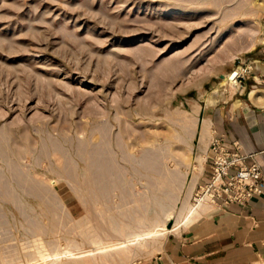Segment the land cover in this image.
<instances>
[{"label": "rangeland", "instance_id": "374dc122", "mask_svg": "<svg viewBox=\"0 0 264 264\" xmlns=\"http://www.w3.org/2000/svg\"><path fill=\"white\" fill-rule=\"evenodd\" d=\"M263 41L264 0H0V264L94 249L86 236L142 217L146 188L168 192L173 174L152 238L74 256L155 257L210 209L194 201L212 138L204 98L219 85L232 96Z\"/></svg>", "mask_w": 264, "mask_h": 264}, {"label": "crops", "instance_id": "0c3cea01", "mask_svg": "<svg viewBox=\"0 0 264 264\" xmlns=\"http://www.w3.org/2000/svg\"><path fill=\"white\" fill-rule=\"evenodd\" d=\"M253 60V70L236 84L237 90L234 81L228 86L232 96L218 93L213 99L210 123L212 136L223 135L226 144L239 141L251 155L245 163L260 165L261 192L245 205L209 209L187 229L168 235L155 257L136 264L264 263V57Z\"/></svg>", "mask_w": 264, "mask_h": 264}, {"label": "built area", "instance_id": "2783aa9c", "mask_svg": "<svg viewBox=\"0 0 264 264\" xmlns=\"http://www.w3.org/2000/svg\"><path fill=\"white\" fill-rule=\"evenodd\" d=\"M261 52L264 53V42ZM255 60L241 63L242 70L236 84L243 80L255 66ZM264 80V79H263ZM244 153L239 141L225 143L223 135H214L209 144L207 176L194 193V201L207 204L214 210H225L231 205H245L254 195L261 192L263 173L257 162L245 163L250 157Z\"/></svg>", "mask_w": 264, "mask_h": 264}, {"label": "bare ground", "instance_id": "6f19581e", "mask_svg": "<svg viewBox=\"0 0 264 264\" xmlns=\"http://www.w3.org/2000/svg\"><path fill=\"white\" fill-rule=\"evenodd\" d=\"M238 67H240V68H237L235 70V72L233 73V75L231 76V80L234 81L235 85H236V77H237V75L242 70V67L240 65ZM227 76L228 75H226V77ZM223 87H224L223 85H219V87H218V89H217L216 92H219V94L222 93L223 92L222 91ZM212 97L213 96L211 94V95H207L204 98L205 106H204V108L201 109V114L199 116L200 128H207L211 124L210 123V115H211V112L213 111V108H214V102H213V98ZM191 109H192V112H194L193 108H191ZM187 111L188 110H185V112H187ZM199 111H200V109H199ZM197 113H199V112H197ZM195 122H198V121L195 120ZM171 134L170 135L167 134L168 135V138L166 137L167 139H169V141H171L170 140L171 138L172 139L173 138H177V136H174L173 137L174 134H172V135ZM154 140H156V139L152 138L151 141H154ZM151 141H150V143H151ZM156 159H157V157H156ZM144 160H146V159H144ZM171 173H172V171H171ZM172 175L171 174H168V175L166 174V176H164V180H162L163 181L162 184H164V186L167 187L168 192H161L160 193L159 191H157L158 189L156 188V186H150V187H147L146 188L147 191H148L147 198L150 201V204H149V208L146 210V212H144V215L142 217H139V216H137L135 218L132 217V218L127 219L125 221L116 222L112 226L107 227L106 229H99V231H93L94 234L92 233L90 235H94V236H89L88 235V236H86V238H87V240L93 239V242L92 241H88V243L91 244V246H94L95 248L94 249L86 250L85 249V246H78L76 248V250H78L76 253L73 252L72 250H66V251H64L63 253L66 256H70L71 257V258L67 259V262L65 264H76V258L77 257L82 256L85 253H89V252H91L93 250H99V249H103V248H106L108 246H113V245H119V244L122 245L124 243L125 244L126 243L131 244L133 242H137V241L140 242V241H144L146 239L148 240V239L152 238L155 235L154 229L157 228V225H160V224H158L159 221L163 217L165 218V215L168 216V214H166L165 212H169V211H166V208L168 207L169 204H168V202L166 200H164V198L167 197V194L170 191V187H171V185H173V182L175 180V179L173 180L174 177ZM143 193H144V191H143ZM169 210L171 211V209H169ZM210 210H214V209L210 208ZM170 213H172V212H170ZM169 216H172V215L170 214ZM166 219H169V217L168 218L166 217ZM169 222H167V223H169ZM96 232H98L97 235H96ZM94 240H95V242H94ZM96 240H97V242H96ZM59 254L60 253H56L55 256L58 258L59 257ZM76 254H79V256L74 257ZM40 259L41 258L34 259L31 262H29V264H31L33 262H37Z\"/></svg>", "mask_w": 264, "mask_h": 264}]
</instances>
